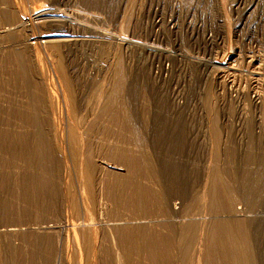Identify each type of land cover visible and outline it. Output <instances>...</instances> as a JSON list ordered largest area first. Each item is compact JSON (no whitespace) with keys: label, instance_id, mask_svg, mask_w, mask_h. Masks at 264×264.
<instances>
[{"label":"rangeland","instance_id":"obj_1","mask_svg":"<svg viewBox=\"0 0 264 264\" xmlns=\"http://www.w3.org/2000/svg\"><path fill=\"white\" fill-rule=\"evenodd\" d=\"M34 8L46 14L38 20ZM20 16L32 26L14 29V23L22 20ZM4 30L6 34L0 35V56L10 58L17 50L21 60L13 57L8 64L0 62V157L7 162L16 160L19 164L15 166H21L16 150L5 149L7 139L3 135L9 128L15 134L31 135L30 124H23L18 115L37 108L43 123H47L41 131L48 148L38 147L32 136L28 138L29 148L36 146V154L39 151V155L47 157L50 150L53 159L58 158V170L64 172L53 180H59L54 187L58 189L57 207L61 212L50 211L48 199L39 195L38 219L10 224L0 229L3 233H41L40 226L60 221L63 224V206L69 193L78 191L76 199L81 206L82 198L78 196L82 190L76 186L78 167L68 158L66 130L71 127L80 134L74 145L98 169L95 200L108 212L109 228L105 232L115 234L125 222L124 225L144 224L147 228L163 225V234L167 235L169 221L151 197V190L161 187L169 189L167 195L177 199L174 203L192 199V203L185 201L190 205L186 210L195 213L197 234L203 240L208 238L212 222L231 218L230 206L237 209L236 217L252 228L249 234L254 264H264V0H0V31ZM32 34L68 36L73 41L60 43L62 61L58 62L43 45L40 57L33 47L28 49ZM23 64L30 69L25 78L31 85L24 83L27 88L20 76L15 81L11 79ZM62 71L73 87L71 103L75 105L70 104L68 109L57 89L64 84ZM36 96L44 99L43 107L36 106ZM14 109L10 121L8 114ZM53 123L60 127L54 129ZM145 159L153 170L147 172ZM47 162L51 165V160ZM136 171H140L138 175ZM216 174L229 181V188L223 190H233L232 203L226 201L229 195L220 193L216 204L214 200L207 204L203 190L206 186L210 189L211 175ZM118 182L130 185L121 196L124 204H117L113 195ZM133 185L144 189L148 204L144 206L149 215L145 219L135 217L128 203ZM13 186L9 189L16 192L14 199L17 194L23 195L15 182ZM213 189L220 188L213 185ZM19 198L22 197L13 205L15 209L19 205L21 212L26 208ZM213 204L222 210L212 212ZM77 213L81 215L80 211L73 215L80 219ZM183 218L178 223L179 230L188 217ZM65 236L61 234L60 240L68 250L62 248L61 252L72 253L74 261L76 245ZM102 238L106 239V235L101 232ZM9 245L12 264H16L20 242ZM196 248L202 259L203 242ZM101 259L104 264L105 259ZM115 261L120 264L118 257Z\"/></svg>","mask_w":264,"mask_h":264},{"label":"bare ground","instance_id":"obj_2","mask_svg":"<svg viewBox=\"0 0 264 264\" xmlns=\"http://www.w3.org/2000/svg\"><path fill=\"white\" fill-rule=\"evenodd\" d=\"M19 9L21 11L22 8L19 7ZM33 10H34L33 14L34 13L37 14L35 18H37L38 20L41 19L42 15L46 14L43 12L41 13L37 12L38 10H35V8ZM4 17L9 22L10 18L5 15V12H4ZM21 18H22L21 22L18 21L16 22V24L14 23L15 25L14 29H18V28L20 29L22 27L32 26L31 25L32 23H30L29 20L24 21L25 19L23 16ZM4 33H5V30L0 31V35ZM35 34H32L30 36L28 35L30 37L26 45L28 49L33 47L36 50L35 53H37V55L40 57L39 54L42 51L39 50V48L40 46L43 45L42 47H47L51 50L52 52L51 57L53 54L54 58L57 57L56 59L58 60V62L60 61L62 57L59 52L60 46H61L60 43L61 44L67 43V42L69 43L70 41L71 42L73 41V39L68 38V36L62 37V38H56V37L49 38L48 36L38 37ZM11 35L13 36V34ZM11 35L10 37H12ZM19 52L18 54H17V50L16 52H12L13 54H12V57L10 58L7 56L6 57L0 56V62L1 63L3 62L4 63L3 65H5V63L8 64L13 57H16L18 58V60H21L20 59L21 53L19 54ZM40 63H41V60H40ZM27 66L23 64L21 65V67H19V69L16 68V73L14 72L15 74L12 75L11 79L14 81L17 80L18 79L17 75H18L21 78H23V84L27 83V80L25 77L29 76V74L27 73H29L28 70H30L27 68ZM57 66H60V64H57ZM60 69L63 70L62 68ZM62 75L60 77H61V80H63L64 84L61 83L62 85L61 86L59 85L60 88H57V89H59L58 91L60 92L63 98V101H62L63 104L68 109L70 104L73 103L72 102V99L74 97L72 96L73 87H71V82L67 78V76L64 75V72L62 73ZM61 80L59 81L61 82ZM28 81L30 82V80ZM26 85L24 84L25 88H27ZM52 89L57 90L54 87ZM26 91L27 90H25V92ZM50 92H51V89H50ZM55 92L56 91H54V93ZM33 94H36V93L34 92ZM52 96H53L52 98L56 99L58 95L54 97V95L52 94ZM34 99H35L34 102L37 103L36 106L38 108L43 107L44 102H41V99L43 98H41L40 96H36ZM52 102L54 103V101ZM72 105H75V104H72ZM31 109L28 110V114L19 113L18 115L19 120L23 124H25L26 122L30 124L28 125V127L33 129V133L31 135L24 134L26 135L24 136L23 134H18V133L15 134L14 130L10 131L11 130L10 128L6 129L5 135H3L7 139L5 149L9 148L12 150H16L15 155L18 159H20L21 166H15L16 164L15 159H14L15 161L13 160L15 162L14 163V162H10L11 160L7 162L4 159L5 160L4 161L2 159L5 157H0V229L10 224H13V223H20L22 221H28V220H37L39 216L38 206H40V204L37 205L39 195H42V197L45 196V198L48 199L49 202L47 203L48 204L50 203L49 205L50 211H54L55 214H59L61 212L60 209L57 207V204L60 203V201L58 202L59 193L58 191H56L58 189L54 187V184L55 183L58 184L59 180L58 181L55 180L57 181V182L54 181L55 183L53 182V180L56 177L57 179L58 177L61 178L60 174L63 171V169L62 171L58 170L60 164L58 165L57 164L58 161H55L58 158L53 159L54 156L53 155H52L53 157L51 156L50 150H49V154L47 153L48 157L47 155L45 156V154L39 155V151L37 155L36 154L37 152H35V148H36L35 145H34L35 147L32 150H30L29 148L30 147V141H29L30 136H32L36 140L35 144H37V146L42 145L43 147L48 148V142H46L47 138L41 131L42 129H44V126L47 123L46 124L43 123L44 119L39 116L37 108H33L35 109L34 111ZM14 112H15V109L12 110L8 114L10 117L9 120L11 118L12 119L14 118ZM74 118L76 117L74 116ZM57 122L58 121H56V123ZM54 123H55V120H54ZM58 123H61V122H58ZM11 126L13 127V125ZM50 126L53 127V125H50ZM57 126L59 125L56 124L54 129ZM75 126H73V128ZM76 129H78V127H76ZM66 131H67L66 139L69 142L68 148L70 145V149L68 150L70 156H68V158L71 157V159L75 162L74 164H76L78 167L77 168V172H78L77 178L76 176L75 178H76V186H79L80 187L79 189L82 190V194L78 196L79 199L82 198V201L80 203L81 206L78 205V200L76 199L78 191H76L75 193L73 192V194L69 193V196L67 195L68 200L67 202L65 201L66 205L65 203L64 204L61 203L65 205L63 206L65 207V210L63 211L64 216H62L64 218L63 224H61L60 223L61 221H60V222H56L52 226H45V227L40 226L38 229H42L43 231L41 233L32 232V234H26L24 232L20 233L18 231H16L13 234H10V233H5V232L3 233V230H0V264H12L13 260L11 259V253L9 254L8 252V248L11 247V245L9 244L15 245L17 241L20 242V245L17 246L19 243L16 245L17 246L16 255H15L17 258L16 264H101L102 262L101 258L105 259V261L103 260L104 264H116L115 260L117 257H118V261L120 262V264H144V261L147 262L148 264H199V263L201 264V262L202 264H254V260H253V257H254L253 247L254 246L250 238L251 233L249 232V230L251 231L252 228L251 226L249 228L245 227V225H243V220L238 219L237 218L238 216L236 217L237 215L236 213H238L237 209L235 210L233 207L230 206L228 212L231 213L232 215L231 218L212 222L209 226L208 238H205L203 240L201 235L197 234L198 224L194 223V218H193L195 213H193L192 211L186 210V208H189L190 205L189 204L186 205L185 201L192 203V199L190 198V199L184 200L182 203H178V204L174 203L177 199L176 198L172 199L169 193L167 195V192L169 189L164 190L161 187L158 190L152 189L151 193H153V195H151V197L156 199V201L161 207L163 217L167 218V220L169 221L167 228H165V229H168L167 235L163 234V229H164L163 225H159V226L155 225L152 228H147L146 226H144V224L124 225L125 222L122 223L121 227H118L119 229L118 231L116 230L115 234H112V233L108 234L107 232H105V230L109 228L108 226H109L110 220L108 218V212L106 210V207H103V204L98 205L95 200L96 188L98 184L97 166L95 165L94 162H87L86 159H84L83 157V152L81 151L82 149H77L76 145H74V142L76 141V139L79 140L77 136H79L80 134L75 129H72L71 127L67 129ZM58 133H59V129H58ZM61 139L65 141L64 138H61ZM0 149L2 150L1 146H0ZM64 151L67 152L66 150ZM62 154L65 155V153H62ZM44 157H46V160ZM65 157L67 156L65 155ZM18 159L17 161H19ZM48 160L49 162L51 160L50 162L51 165L48 164L47 162ZM44 161L47 163H45ZM145 161L147 162L148 159H145ZM44 163L46 165H44ZM147 164H148L147 172H149V170H153V168H151L152 166L151 163L147 162ZM136 168H137V164L135 163V169ZM13 169H16V171ZM156 169L154 168V170ZM72 170L73 171L75 170V166H74V169ZM158 171L159 170H157V172ZM139 172L140 171H136L135 174L138 175ZM67 173L69 172L67 171ZM223 176L221 174L211 175L212 181H211L210 189L208 190L207 186L204 187L205 190L203 191L205 193L204 197H206V199L203 196L202 198H204L205 200L208 199L207 204L210 202L212 203L213 200H214V204H216L215 198L220 193L222 196L226 194L227 196L229 195L230 200H226L227 203L229 204L232 203L233 200L235 199V194L231 193L233 190H231L230 192L228 190H223V189L229 188L230 186L229 181L227 182V180ZM155 179L157 178L155 177ZM14 182H15V185L18 187V191L23 190L22 192L23 195L18 196L17 194L16 199H14V197L16 196L15 194L16 192H13L11 189H9L11 184L13 186ZM45 183H48L49 185L45 187L44 186ZM161 183H163V181L160 182V184ZM213 185L216 187H219L220 189L219 190L213 189ZM161 186L163 185L161 184ZM125 187H130V185L125 186L123 182H118V186L113 193L117 204H124L123 200L121 199V196L125 192ZM12 188H15V187L13 186ZM176 192H178V190ZM128 193H131L128 203L131 207H133L131 210L134 213L135 217H137L138 219L147 218V216L149 215L147 212V208H145L144 205H148V204L143 197V195L145 194L143 187L141 185H133V187ZM178 196L180 197V195ZM18 197H22V198H19V201L23 202L25 204V206L24 205L23 206L26 208V209L23 208L24 211H21V212H19L20 209L18 210L19 205H18V208L16 209L13 205V203H15L16 200H18ZM40 200H41V197H40ZM43 202H45V200ZM47 203L45 202L44 208L46 207L45 205ZM214 204L212 206V210H213L212 212H217V213L220 212L222 209L216 208ZM77 211L81 212V215L77 213L80 219L76 218L73 215ZM42 212H43V209L41 213ZM184 216L188 217L187 219H185L187 222L182 227V229L179 230L178 223H180L181 220L184 219L183 218ZM244 223L246 224V221ZM202 229H204V227H202L201 230ZM99 231H100V234L98 235ZM101 232H102V235H106V239L104 238L101 239ZM61 234H65L67 236V239L69 238L71 240V243L74 242L76 245L77 257H75L76 259L74 258L75 259L74 261L72 260V256H73V255L71 256L72 253L70 254V252L68 251H67L68 253L67 252L64 253L65 251L61 252L62 248H65L63 244L65 243L64 240H63V243H62V240H60ZM202 242H203V248L205 250H203L202 259H201V256H199L201 255V253L200 251L199 252L196 251L197 250L196 247L198 243H202ZM71 243L68 247L71 246ZM104 243L108 244V246L104 245ZM114 254L118 256L114 258L115 257Z\"/></svg>","mask_w":264,"mask_h":264}]
</instances>
